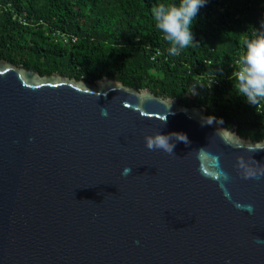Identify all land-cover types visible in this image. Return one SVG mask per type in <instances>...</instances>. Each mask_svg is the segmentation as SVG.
I'll return each instance as SVG.
<instances>
[{"label":"water","instance_id":"water-1","mask_svg":"<svg viewBox=\"0 0 264 264\" xmlns=\"http://www.w3.org/2000/svg\"><path fill=\"white\" fill-rule=\"evenodd\" d=\"M202 117L108 78L0 60V264H264V176L236 167L241 156L264 165V141L217 136ZM156 133L189 143L149 150ZM200 148L230 175L224 190Z\"/></svg>","mask_w":264,"mask_h":264},{"label":"trees","instance_id":"trees-1","mask_svg":"<svg viewBox=\"0 0 264 264\" xmlns=\"http://www.w3.org/2000/svg\"><path fill=\"white\" fill-rule=\"evenodd\" d=\"M178 0H0V60L39 76L102 78L199 107L251 142L264 141V103L251 105L232 73L264 23V0H207L194 42L178 55L151 14Z\"/></svg>","mask_w":264,"mask_h":264},{"label":"clouds","instance_id":"clouds-1","mask_svg":"<svg viewBox=\"0 0 264 264\" xmlns=\"http://www.w3.org/2000/svg\"><path fill=\"white\" fill-rule=\"evenodd\" d=\"M206 3L207 0H178V3L161 2L152 7L151 14L155 25L164 34L165 40L169 43L170 55L176 56L196 42L192 31L193 24L200 8L204 7ZM244 43L245 51L235 62L237 67L232 76L235 80L236 90L244 97L247 103L256 105L261 100H264V23L258 29L256 36L246 39ZM107 114V110L102 108L101 115L107 116ZM201 121L202 124L207 125H211L214 122L223 124L222 119H217L214 116L202 117ZM164 122L166 123V118ZM226 130L228 129H220L216 135L227 136L228 132ZM231 134L235 135L233 132ZM174 140L185 144L189 143L187 136L182 133H156L145 137L146 147L149 150H162L170 155L174 154ZM261 149L264 148L258 150ZM198 155L202 161L211 159V163L216 167L212 178L217 180L221 189L224 190L226 183L231 180V177L227 172L220 169L219 156L207 153L204 148L199 149ZM236 167L240 170V174L244 179L264 176V165L258 164L251 157L248 159L242 156L237 157ZM131 171L130 168H125L123 174L128 175ZM224 193L226 197L230 198V194L227 191ZM235 206L238 209L243 208L249 213L254 212V206L251 204L242 206L236 203ZM255 242L264 244V240L259 238Z\"/></svg>","mask_w":264,"mask_h":264},{"label":"built area","instance_id":"built-area-1","mask_svg":"<svg viewBox=\"0 0 264 264\" xmlns=\"http://www.w3.org/2000/svg\"><path fill=\"white\" fill-rule=\"evenodd\" d=\"M261 103H264V100H261V102L259 103L258 107H260V106H261Z\"/></svg>","mask_w":264,"mask_h":264}]
</instances>
